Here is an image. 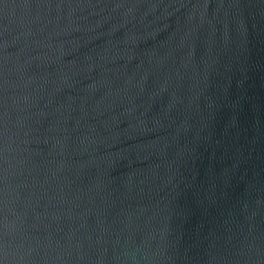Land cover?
Returning <instances> with one entry per match:
<instances>
[{
	"label": "water",
	"instance_id": "1",
	"mask_svg": "<svg viewBox=\"0 0 264 264\" xmlns=\"http://www.w3.org/2000/svg\"><path fill=\"white\" fill-rule=\"evenodd\" d=\"M0 264H264V0H0Z\"/></svg>",
	"mask_w": 264,
	"mask_h": 264
}]
</instances>
